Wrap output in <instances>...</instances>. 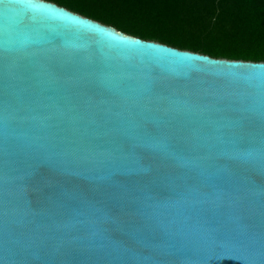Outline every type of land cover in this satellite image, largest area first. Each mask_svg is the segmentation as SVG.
Here are the masks:
<instances>
[{
  "label": "water",
  "instance_id": "95a60500",
  "mask_svg": "<svg viewBox=\"0 0 264 264\" xmlns=\"http://www.w3.org/2000/svg\"><path fill=\"white\" fill-rule=\"evenodd\" d=\"M0 264H264V62L0 0Z\"/></svg>",
  "mask_w": 264,
  "mask_h": 264
},
{
  "label": "trees",
  "instance_id": "16d2710c",
  "mask_svg": "<svg viewBox=\"0 0 264 264\" xmlns=\"http://www.w3.org/2000/svg\"><path fill=\"white\" fill-rule=\"evenodd\" d=\"M126 34L264 62V0H49Z\"/></svg>",
  "mask_w": 264,
  "mask_h": 264
}]
</instances>
